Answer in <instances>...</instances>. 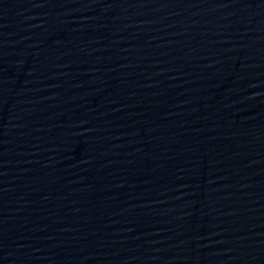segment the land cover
Masks as SVG:
<instances>
[{
	"label": "water",
	"instance_id": "obj_1",
	"mask_svg": "<svg viewBox=\"0 0 264 264\" xmlns=\"http://www.w3.org/2000/svg\"><path fill=\"white\" fill-rule=\"evenodd\" d=\"M0 264H264V0H0Z\"/></svg>",
	"mask_w": 264,
	"mask_h": 264
}]
</instances>
